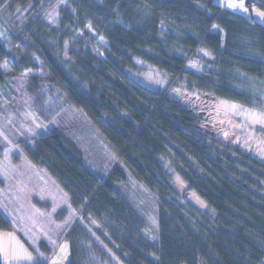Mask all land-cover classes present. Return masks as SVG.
Returning <instances> with one entry per match:
<instances>
[{"label":"trees","instance_id":"16d2710c","mask_svg":"<svg viewBox=\"0 0 264 264\" xmlns=\"http://www.w3.org/2000/svg\"><path fill=\"white\" fill-rule=\"evenodd\" d=\"M0 17L12 41L0 43L1 89L37 61L26 91L64 97L115 158L94 170L56 128L20 142L79 216L67 264H264V160L219 110L264 113V23L214 0H0ZM141 63L166 86L139 82ZM0 229H13L1 211Z\"/></svg>","mask_w":264,"mask_h":264},{"label":"rangeland","instance_id":"374dc122","mask_svg":"<svg viewBox=\"0 0 264 264\" xmlns=\"http://www.w3.org/2000/svg\"><path fill=\"white\" fill-rule=\"evenodd\" d=\"M214 1L249 19L264 15L260 7L252 9L246 0ZM10 32L0 17V43L7 51L12 49ZM34 63L37 68L22 69L19 72L21 76L10 87H0V211L13 224L12 231L0 230V245L9 251L6 247L21 234L28 242L25 252L32 258L30 246L45 241L52 248V254L56 253L50 264H62L61 258H70L66 234L79 216L57 182L26 159L20 142L32 145L34 138L56 128L67 132L82 145L94 170H108L115 158L90 123L64 97L58 93L42 95L39 101L26 91L28 75L44 73L42 65L37 61ZM0 70L9 73L6 62ZM133 76L152 89L164 88L167 84L160 70L144 63ZM219 110L227 130L235 134L234 141L264 160V113L230 101L220 102ZM15 155H18L19 162H16ZM190 201L198 207L184 208L199 220L196 208H201L202 203L192 195ZM180 204L185 205L182 201ZM65 210H68L66 216L63 214ZM61 216L64 217L61 219ZM94 225L97 226L96 223Z\"/></svg>","mask_w":264,"mask_h":264},{"label":"crops","instance_id":"0c3cea01","mask_svg":"<svg viewBox=\"0 0 264 264\" xmlns=\"http://www.w3.org/2000/svg\"><path fill=\"white\" fill-rule=\"evenodd\" d=\"M254 20L264 23V15L257 16ZM18 238L16 241H11L6 247V249L9 248V251H5V248L0 245V260L2 264H50L55 258L56 253L52 254V248L45 241H39V243H35V246H30L33 256L29 258L28 253L25 252V246L28 244L27 239L21 234H18ZM67 262V258L60 259L62 264H67Z\"/></svg>","mask_w":264,"mask_h":264},{"label":"built area","instance_id":"2783aa9c","mask_svg":"<svg viewBox=\"0 0 264 264\" xmlns=\"http://www.w3.org/2000/svg\"><path fill=\"white\" fill-rule=\"evenodd\" d=\"M251 4H252V6L255 8L256 7V4L254 3V2H251ZM0 264H2L1 263V260H0Z\"/></svg>","mask_w":264,"mask_h":264}]
</instances>
